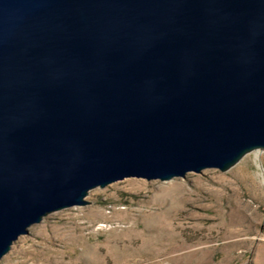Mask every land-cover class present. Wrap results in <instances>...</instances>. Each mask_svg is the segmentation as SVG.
I'll list each match as a JSON object with an SVG mask.
<instances>
[{
    "label": "water",
    "instance_id": "95a60500",
    "mask_svg": "<svg viewBox=\"0 0 264 264\" xmlns=\"http://www.w3.org/2000/svg\"><path fill=\"white\" fill-rule=\"evenodd\" d=\"M264 150V0H0V259L126 177Z\"/></svg>",
    "mask_w": 264,
    "mask_h": 264
},
{
    "label": "rangeland",
    "instance_id": "374dc122",
    "mask_svg": "<svg viewBox=\"0 0 264 264\" xmlns=\"http://www.w3.org/2000/svg\"><path fill=\"white\" fill-rule=\"evenodd\" d=\"M264 150L229 169L126 177L48 213L0 264H264Z\"/></svg>",
    "mask_w": 264,
    "mask_h": 264
},
{
    "label": "bare ground",
    "instance_id": "6f19581e",
    "mask_svg": "<svg viewBox=\"0 0 264 264\" xmlns=\"http://www.w3.org/2000/svg\"><path fill=\"white\" fill-rule=\"evenodd\" d=\"M257 150H261V149H257ZM255 151V150H254ZM256 160H257V164H258V166L260 167V169L262 170V172H260L259 174L261 175V177H262V183L264 184V168H263V166H262V164H261V161H260V158H259V156H256Z\"/></svg>",
    "mask_w": 264,
    "mask_h": 264
}]
</instances>
